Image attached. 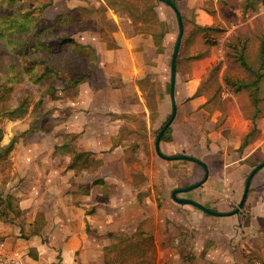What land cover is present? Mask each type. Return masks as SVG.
I'll list each match as a JSON object with an SVG mask.
<instances>
[{
  "label": "crops",
  "instance_id": "1",
  "mask_svg": "<svg viewBox=\"0 0 264 264\" xmlns=\"http://www.w3.org/2000/svg\"><path fill=\"white\" fill-rule=\"evenodd\" d=\"M138 1L151 3L148 0H137L136 3ZM243 1L241 0V5ZM95 2L97 7H106L105 14L109 23V28L106 29L110 33L113 48L110 49L109 42L103 40L99 34L100 50L93 44H85L91 45L96 53L101 50L102 52L99 56L97 54V74L82 84L77 92V101L85 110L83 113L78 112L83 116L82 123L80 119L77 122L70 120L55 127L51 135L43 136L27 145L20 139L10 156L14 160L18 156L15 154L22 150L30 147L36 149L40 142L51 141V148L46 154H41L44 160L41 155H38L37 160L38 163L44 162L43 168L38 169V174L47 177L48 170L53 177H63H59L63 181L59 186L65 188L61 190L58 199L54 198L51 212H45L48 222L42 231V237H48L52 241L56 248L54 251L59 250L52 253L51 259L60 264H106L104 249L111 243L109 234L131 236L139 226L145 227V223V229L155 239L156 264H254L264 261V168L254 176L241 212L226 217L211 216L173 199L174 190L189 187L204 178V169L197 163L179 160L190 163L181 168L177 176L176 171H172V177L171 170L164 163L156 161L151 145V173L143 170L142 179L131 169L125 151L128 147L125 145L130 143L133 136H121L133 128H138L136 123H141L136 115L138 112L150 114L151 97L141 92L138 83L136 87L139 90L137 88L136 91L128 93L123 89H109L102 85V80L106 77L110 79L107 75L110 72V76L121 77L122 82L128 79L141 81L147 67L152 66L151 55L162 54L157 52L158 47L152 34L147 30L137 31L143 26V22L126 12L124 0H115L111 4L106 0ZM174 2L185 29L188 27L187 22L194 26L193 23L198 22L201 14H205V0ZM92 5L90 0H55L48 9L57 16ZM193 74L195 75L186 74L187 82L180 88L176 84L178 106L179 97L192 99L191 105H188L191 109L199 106V99L202 97L199 95L201 76L195 75L194 78ZM132 95L137 97L134 103L131 101ZM158 111V121L162 122L160 119L164 114L161 109ZM99 117L104 120L98 121ZM137 130L144 132L146 137L143 139L148 145L146 125ZM60 134H78L79 137L73 142V150L78 153L101 154L100 165L90 170L65 169L63 166L69 165L71 157L55 155V145ZM199 134L200 137L195 134L192 138L190 129L189 132L184 130L180 138L174 134L172 142L161 141L160 150L167 156L186 153L184 155L199 159L208 167L207 181L199 188L179 194L178 197L193 200L213 211L229 213L239 204L248 176L263 161L251 166L253 164L249 156L236 158L228 155L226 149L219 153L214 149L215 143L210 144L208 149L206 137ZM227 144L229 145L228 142ZM236 148L238 147L235 146ZM164 161L166 164L178 162ZM76 175L96 177L92 181L87 178L79 181ZM70 178L77 180V185L72 182L68 185ZM97 180L101 183L95 185ZM172 184L177 186L172 187ZM3 222L5 220L0 219V236H4L9 230ZM23 240L9 237L0 240V245L10 254L23 256L24 264H32L34 259L20 245Z\"/></svg>",
  "mask_w": 264,
  "mask_h": 264
},
{
  "label": "rangeland",
  "instance_id": "2",
  "mask_svg": "<svg viewBox=\"0 0 264 264\" xmlns=\"http://www.w3.org/2000/svg\"><path fill=\"white\" fill-rule=\"evenodd\" d=\"M53 1L55 0H24L10 7L4 3V6H0V16L1 14L31 11L44 4H52ZM90 1L93 4L91 6L93 9L99 8L95 0ZM148 1L155 2L154 8L158 19L168 23L170 28L162 42L165 47L164 53L161 56L157 53L151 55L152 66L147 67L146 74L143 75L141 81L128 79L122 82L121 77L110 76V72H107L110 79L106 77L102 80V85L109 89H123L128 93L137 90V83L138 86L141 84L139 87L141 92H145L151 97L149 99L152 107L150 114L141 112L136 114L141 121V123H136L137 127L141 128L146 125L147 137H149L148 145L143 139L146 137L144 132L137 130L138 128H133L121 136H133L130 143L125 145L128 147L125 151L131 169L142 179L143 170L151 173V145L156 161L164 163L171 170L172 177L174 176L172 171H176L175 175L177 176L179 170L190 163L178 161L166 164L155 151L154 144L158 132L172 113L170 98L171 60L179 26L175 13L164 2ZM241 6V0H205L203 5L205 14H201L198 22L193 23L194 26L190 22H187V29L184 26L183 47L178 60L176 84L180 88L187 82L186 74L195 73L196 76H201L199 95L202 97L199 99V106L192 109L188 106L191 105L192 99L179 97L177 115L171 125L172 140L168 143L173 141L174 134L180 138L184 130L189 132L190 129L192 138L195 137V134L200 137L199 133L206 137L208 149H210V144L215 143L214 149L219 153L226 149L228 155H234L236 158L249 156L253 164L251 166H254L264 161V81L260 84L258 103L255 106L249 90L243 89L235 92V88L228 85L227 80L238 83L249 82L254 77L252 72L257 71L259 67V46L264 36V5H261L262 7L258 11L248 13H243ZM48 8L42 14V18L47 21L44 25H49L56 17L55 13ZM35 15L38 14L35 13ZM103 15L102 12L96 11L91 12L90 18L89 16L83 18L82 21L89 28L88 31L73 28L75 23L72 24V28L62 24L58 26L59 34L47 36L44 39L52 41L55 36L70 35L76 42L90 43L100 50L99 33L92 29L99 27L110 35L106 29V27L109 28L108 19L106 16L105 19H102ZM38 20L36 16L31 19L30 31L26 34L10 32L3 37L4 39H0V128L3 129L4 133L1 145L8 144L13 137L22 134L28 123L32 121L31 114L35 113L37 107H40L38 112H41V115L45 117L47 127L53 130L70 120L77 122L80 119L82 123L83 116L78 112L83 113L84 109L77 101V92L82 85L73 90H65L64 81L69 78L73 79L74 75L64 71L66 67H63V63L69 62L74 73L84 70L88 80L90 77H95L98 72L97 66L94 69L92 63L75 55L72 46H66L62 53L53 57L34 50H31V53L26 54V56H19L15 52L14 44L18 41L28 44L34 43L37 39L34 37V33L37 35ZM207 27L218 31L205 30ZM238 40L247 41L248 52L254 64L252 72L246 71L239 64L230 60L232 45L236 44ZM108 42V47L113 48L111 47L113 46L112 41L109 39ZM101 52L102 50L97 53L98 56ZM127 56L131 58L130 54ZM44 62L52 63L49 67L57 72L53 82L50 81L51 78L44 79L46 81H39L38 79L35 81L34 74L32 75L35 78L29 74V77H24L23 81L14 79L16 72L27 68L33 69L35 74L40 75L48 68ZM195 75L194 78H196ZM48 85H53V93H47ZM134 96H131L132 103L137 101V97ZM26 97H30L31 104L24 117L12 121L3 116L4 110L13 108ZM158 109H161L164 114L160 119L162 122L158 121ZM75 112L78 114L75 115ZM73 115L74 117H72ZM87 116L89 117L90 114L88 113ZM103 120V117L98 119V121ZM63 131L61 128V132ZM36 137L41 138L38 135ZM39 144L40 146L36 149L30 147L25 151L22 150L19 154H15L18 156L14 160L10 159L0 164V190L10 199L12 205L8 219L3 222L9 230L5 232L4 236H0V240L9 237L16 240L24 239V244H21L23 241H20V245L24 246L25 251L34 259L32 264H60V262L51 259L52 253H57L59 250L54 251L56 248L53 247L52 241L48 237L43 238L42 231L48 222L45 219V212H51L53 209L51 204L54 198L58 199L61 190L65 188L59 186V183L63 182L60 181V178L63 177H53L49 175L48 170H46L47 177L38 174V169L43 168L44 165L42 161L38 163V155L46 154L51 148V141H42ZM235 146L238 148L235 149ZM43 155L41 158L44 160ZM63 167L66 169L67 166ZM95 177L93 175H86V177L76 175L79 181L85 178L92 181ZM76 181L74 178H70L68 185H71V182L77 185ZM175 186L177 184H172V187ZM144 225V228H147L145 223Z\"/></svg>",
  "mask_w": 264,
  "mask_h": 264
},
{
  "label": "trees",
  "instance_id": "3",
  "mask_svg": "<svg viewBox=\"0 0 264 264\" xmlns=\"http://www.w3.org/2000/svg\"><path fill=\"white\" fill-rule=\"evenodd\" d=\"M0 6H4V3L8 4V7L15 5L16 3H21L24 0H0ZM115 0H106L108 4L114 2ZM174 5L175 2L172 0ZM126 7V12L132 17L141 20L143 22V26L138 28L139 30H147L150 34H152L155 44L158 47L157 52L163 54L165 51L162 42L165 36L169 33V26L166 22L158 19L157 14L155 12V6L151 3H136L137 0H124ZM264 5V0H244L242 3V9L244 13L248 12H256L259 7ZM51 6V3L44 4L43 6H39L31 11L24 12H15L7 15L0 16V39H4L3 37L10 32H20L19 34H26L30 31L31 19L34 16L37 17L38 24L36 25L37 35L34 33V37L37 39L34 43H24L19 42L14 44L15 52L19 54V56H26V54L31 53V50L41 51L49 57L56 56L59 53H62L63 49L66 46H72V50L75 55L78 57L84 58L89 61V63L93 64L94 69L97 66V53L96 50L91 45H85L82 43L76 42L70 35H60L52 38V41L44 39L47 36H53L59 34V25H65L68 28L72 27L77 28V30L88 31L89 28L85 26L83 23V18L86 16L91 17V12H102L104 15L102 19H105V11L106 7L99 6L98 9H93L92 7L88 8H77L74 11H69L65 14L57 15L49 25H44L47 21L42 18V14L45 10ZM176 6V5H175ZM38 14V15H35ZM40 15V16H39ZM85 17V18H86ZM81 23H79V22ZM145 26V28H144ZM71 27V28H72ZM147 28V29H146ZM99 33L103 40H109L110 35L105 33L102 28L96 27L92 29ZM205 30H213L218 31L214 28L207 27ZM57 37V38H56ZM111 40V39H110ZM183 42V39H182ZM189 44V42L187 41ZM183 44V43H182ZM181 44L180 51L183 47ZM235 44V43H234ZM232 45V54H230V60L233 63H237L240 67L244 68L246 71L252 72L253 70V62L248 52L247 41L238 40L235 45ZM28 46V47H27ZM18 51V52H17ZM33 51V52H34ZM179 51V55H180ZM178 55V60H179ZM258 58L260 60L259 67L257 71H253L254 75L253 79L249 82L238 83L237 81L227 80L228 85H231L235 88V92H239L243 89H247L250 91L253 104L257 106L258 103V93L260 90V84L264 81V36L261 39L259 46V54ZM201 58V57H194ZM52 59V58H51ZM48 68L45 69L40 75L34 73L32 69H21L15 73L14 79L19 81H23L24 77L29 74L32 78L38 79L39 81H46L44 79H50L53 82L56 79L57 72L54 71L53 68H50L46 62H44ZM64 71L67 74H73V79L69 78L64 81L65 90H73L80 85L84 84L88 80V76L84 73V70H80L77 72H73V68L71 67L69 62L63 63ZM68 68V69H67ZM53 69V71H52ZM177 72H178V61H177ZM34 74L35 77L32 75ZM38 76V77H37ZM38 81V83H39ZM141 85V84H140ZM46 86V84H45ZM48 92L53 93L54 88L53 85H48ZM31 101L30 97H26L22 99L18 104H16L13 108H7L3 112V116L9 118L10 120H16L24 117L28 109L30 107ZM40 107H37L35 113L31 114V120L26 129L22 132L20 136L13 137L12 140L6 145H1L4 139L3 129L0 128V164L7 160H10V156L12 151L15 148V145L23 140L24 144L27 145L36 139L38 136H46L51 135L53 129L48 128L45 122V117L41 115V112H38ZM170 117L165 122V124L160 128L161 129L168 123ZM172 125V123H171ZM169 126L165 131L161 141L169 142L172 140L171 131L172 126ZM158 132V133H159ZM79 137L78 134H61L58 136L59 141L55 145V155L62 156H70L71 162L67 166L68 169L73 170H83V169H92L97 168L98 165L102 162L101 154H94L91 152H82L78 153L73 150V142ZM101 181L97 180L94 184H100ZM88 193V190L86 191ZM245 206V204H244ZM243 206V208H244ZM12 211V205L10 199L5 196L4 192L0 190V219L7 220L8 215ZM110 245L104 249L105 252V260L106 264H156L157 263V247L155 243L154 237L143 227V225L139 226L136 231L131 236H121L114 233L109 234Z\"/></svg>",
  "mask_w": 264,
  "mask_h": 264
},
{
  "label": "water",
  "instance_id": "4",
  "mask_svg": "<svg viewBox=\"0 0 264 264\" xmlns=\"http://www.w3.org/2000/svg\"><path fill=\"white\" fill-rule=\"evenodd\" d=\"M162 1H164L169 7H171L173 9V11L176 15V18H177V22H178V26H179V33H178L177 41H176V44L174 47L172 60H171L170 97H171V103H172V113H171V116H170L168 123L161 129V131L157 135L156 142H155L156 152L164 160H167V161H179V160L191 161V162L197 163L198 165H200L204 169L205 176L200 182L195 183L193 185H190L189 187H186L183 189H176L172 192V197L177 203L191 205V206L196 207V208L200 209L201 211H203V212H205L211 216L226 217V216L237 215L241 212V210H242V208H243V206L247 200L250 185H251V182H252L254 176L262 168H264V161L262 163H260L259 165H257L252 170L250 175L248 176L245 187H244L242 198H241L239 204L235 207V209L229 213H221V212L213 211V210L205 207L204 205H201V204H199L193 200L178 197L179 194L186 193V192H189V191H192L194 189L199 188L202 184H204L207 181V179L209 177V170H208L207 165L204 162H202L201 160L196 159V158L191 157V156H188V155L182 154V155L167 156V155H164L160 150L161 139H162L165 131L171 125V123L174 121V119L176 118V115H177V103H176L177 61H178V55H179V51H180L181 44H182V39L184 36V24H183L181 14H180L177 6L174 5L172 0H162Z\"/></svg>",
  "mask_w": 264,
  "mask_h": 264
},
{
  "label": "built area",
  "instance_id": "5",
  "mask_svg": "<svg viewBox=\"0 0 264 264\" xmlns=\"http://www.w3.org/2000/svg\"><path fill=\"white\" fill-rule=\"evenodd\" d=\"M24 262L23 256L20 254H10L2 244L0 245V264H24ZM254 264H264V261Z\"/></svg>",
  "mask_w": 264,
  "mask_h": 264
}]
</instances>
